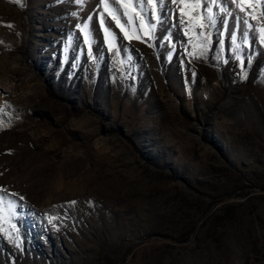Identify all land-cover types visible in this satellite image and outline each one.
Masks as SVG:
<instances>
[{"label": "rangeland", "instance_id": "rangeland-1", "mask_svg": "<svg viewBox=\"0 0 264 264\" xmlns=\"http://www.w3.org/2000/svg\"><path fill=\"white\" fill-rule=\"evenodd\" d=\"M109 7L0 0V264H264V0Z\"/></svg>", "mask_w": 264, "mask_h": 264}, {"label": "snow or ice", "instance_id": "snow-or-ice-1", "mask_svg": "<svg viewBox=\"0 0 264 264\" xmlns=\"http://www.w3.org/2000/svg\"><path fill=\"white\" fill-rule=\"evenodd\" d=\"M78 3L82 2V0H77ZM100 2H102L104 4V8H105V11L108 12L109 16H111V19L113 21H115L116 25L118 27L121 28L122 31L125 30V22L122 21V17L121 15L118 13V10L115 9V8H111L109 7V0H100ZM173 2H176V0H173ZM179 2L181 4H186V5H195V6H199L200 3H202V0H179ZM211 2L213 4L216 3V0H211ZM232 3L234 4H239L240 5V11L241 12H244L245 11V6H248V7H251L254 0H231ZM256 3H259L260 0H255ZM114 3L115 4H119L121 5L125 11L123 13V16H128V9H132L133 12H136L137 15L140 16V19L141 21H144L145 17L143 15V7L148 5V4H151L153 5V16L156 20H159V13H158V10H157V6H158V3H159V0H114ZM134 4L136 5H139L140 6V11L137 12L136 10V7L134 6ZM204 7L207 8V11H208V20L214 24L215 23V19H214V13H213V10L211 7H209L208 5H204ZM222 12H225L227 13V9H224V8H221L220 9ZM203 9H201V16L199 17L200 20H203ZM183 14H187V13H184L183 10H182V15ZM135 16H128V23H134L135 21ZM193 18L195 19L196 17L193 16ZM104 20H105V17L103 15H101V18H100V23H101V26L104 25ZM245 23H247V21H245ZM201 27H204L205 25H203L202 23L200 24ZM147 27L149 29H152L154 28V25L152 24H148ZM88 28V25L85 24L84 25V29H87ZM83 31V29H82ZM104 31H105V34H106V38L107 37H113V33L109 31L108 27H105L104 28ZM261 42L264 43V29H261ZM125 36L128 35L127 31H125ZM114 38V37H113ZM87 39V37H86ZM231 39L233 42L236 41V36L235 35H232L231 36ZM117 54H120V50L117 49ZM21 199H23L21 197ZM72 203H75V202H72Z\"/></svg>", "mask_w": 264, "mask_h": 264}]
</instances>
